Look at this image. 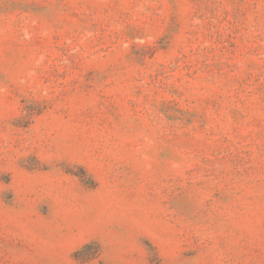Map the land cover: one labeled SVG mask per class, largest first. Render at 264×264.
Segmentation results:
<instances>
[{
    "label": "rangeland",
    "instance_id": "rangeland-1",
    "mask_svg": "<svg viewBox=\"0 0 264 264\" xmlns=\"http://www.w3.org/2000/svg\"><path fill=\"white\" fill-rule=\"evenodd\" d=\"M0 264H264V0H0Z\"/></svg>",
    "mask_w": 264,
    "mask_h": 264
}]
</instances>
